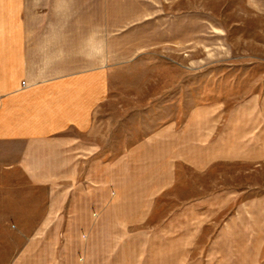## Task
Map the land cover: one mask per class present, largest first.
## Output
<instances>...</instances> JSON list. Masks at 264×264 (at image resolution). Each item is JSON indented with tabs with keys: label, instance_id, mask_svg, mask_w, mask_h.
I'll list each match as a JSON object with an SVG mask.
<instances>
[{
	"label": "rangeland",
	"instance_id": "obj_1",
	"mask_svg": "<svg viewBox=\"0 0 264 264\" xmlns=\"http://www.w3.org/2000/svg\"><path fill=\"white\" fill-rule=\"evenodd\" d=\"M140 14L98 135L106 179L71 187L92 225L59 231L60 264H264V0Z\"/></svg>",
	"mask_w": 264,
	"mask_h": 264
},
{
	"label": "crops",
	"instance_id": "obj_2",
	"mask_svg": "<svg viewBox=\"0 0 264 264\" xmlns=\"http://www.w3.org/2000/svg\"><path fill=\"white\" fill-rule=\"evenodd\" d=\"M143 15L140 0H0V264L15 246L14 264H60L59 231L91 228L71 187L106 179L98 135Z\"/></svg>",
	"mask_w": 264,
	"mask_h": 264
}]
</instances>
